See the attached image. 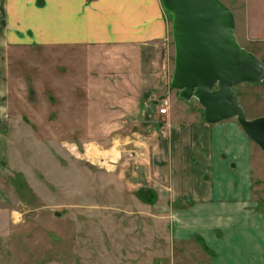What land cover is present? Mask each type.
<instances>
[{
  "label": "rangeland",
  "instance_id": "1",
  "mask_svg": "<svg viewBox=\"0 0 264 264\" xmlns=\"http://www.w3.org/2000/svg\"><path fill=\"white\" fill-rule=\"evenodd\" d=\"M225 1L237 9L241 0ZM170 25L168 15L162 55L168 85L154 97L156 107L163 99L173 107L180 103L184 112L202 120L197 100H183L169 87L174 58ZM238 32L243 34L241 28ZM249 45L264 58V45L254 38ZM5 66L0 232L9 237L11 264H210L213 256L198 238L172 236L170 223L159 216L166 208L158 189L130 185L136 177L143 179V174L133 175L134 153L123 151L119 162L104 155L132 145L116 139L118 133L128 134L129 126L103 125L106 120L95 119L96 111L90 119L85 110L98 99L86 87L116 66L112 52L10 44ZM235 93L248 118L264 115V63L262 81L239 84ZM137 128L140 137L149 133L146 124ZM253 148V197L263 206L264 154L255 143Z\"/></svg>",
  "mask_w": 264,
  "mask_h": 264
},
{
  "label": "crops",
  "instance_id": "2",
  "mask_svg": "<svg viewBox=\"0 0 264 264\" xmlns=\"http://www.w3.org/2000/svg\"><path fill=\"white\" fill-rule=\"evenodd\" d=\"M221 1L233 11L239 44L264 63L249 45L251 38L264 45V0H241L237 9ZM167 37L168 14L160 0H0V135L7 114L1 96L7 91L8 45L110 51L116 66L98 84L86 85L87 94L98 99L85 110L90 119L106 120L103 125L130 127L116 139L132 145L115 150L116 162L123 151L134 153L133 175L143 179L130 185L158 189L166 208L159 216L170 223L172 236L200 238L212 252L210 264H264V205L253 197V142L234 118L208 124L169 102L166 114L158 112L154 97L168 85L162 64ZM141 124L149 126L143 137ZM0 264H11L4 232Z\"/></svg>",
  "mask_w": 264,
  "mask_h": 264
},
{
  "label": "water",
  "instance_id": "3",
  "mask_svg": "<svg viewBox=\"0 0 264 264\" xmlns=\"http://www.w3.org/2000/svg\"><path fill=\"white\" fill-rule=\"evenodd\" d=\"M160 3L171 16L174 58L169 87L183 100L196 99L208 124L235 118L264 154V115L248 118L235 93L239 84L262 81L263 63L239 44L231 8L221 0ZM262 187L264 194V175Z\"/></svg>",
  "mask_w": 264,
  "mask_h": 264
},
{
  "label": "built area",
  "instance_id": "4",
  "mask_svg": "<svg viewBox=\"0 0 264 264\" xmlns=\"http://www.w3.org/2000/svg\"><path fill=\"white\" fill-rule=\"evenodd\" d=\"M168 111V101L163 99L161 100L160 106L158 108V112L160 114H166Z\"/></svg>",
  "mask_w": 264,
  "mask_h": 264
},
{
  "label": "bare ground",
  "instance_id": "5",
  "mask_svg": "<svg viewBox=\"0 0 264 264\" xmlns=\"http://www.w3.org/2000/svg\"><path fill=\"white\" fill-rule=\"evenodd\" d=\"M99 151V150H98ZM92 152V151H91ZM92 153H94V151L92 152ZM95 155V154H94ZM104 155H107V156H110L111 158H110V160L109 161H115L116 159H117V157H118V153H117V151H115V150H112V154H107V153H104ZM98 157V156H97ZM116 162V161H115Z\"/></svg>",
  "mask_w": 264,
  "mask_h": 264
},
{
  "label": "trees",
  "instance_id": "6",
  "mask_svg": "<svg viewBox=\"0 0 264 264\" xmlns=\"http://www.w3.org/2000/svg\"><path fill=\"white\" fill-rule=\"evenodd\" d=\"M198 239H199V241H200L202 247H203L206 251H208V252H210V253L212 254V252L206 247V245L203 243V241H202L200 238H198Z\"/></svg>",
  "mask_w": 264,
  "mask_h": 264
}]
</instances>
